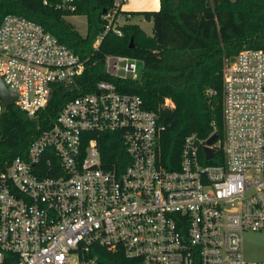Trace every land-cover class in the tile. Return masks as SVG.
Segmentation results:
<instances>
[{"label": "built area", "instance_id": "1", "mask_svg": "<svg viewBox=\"0 0 264 264\" xmlns=\"http://www.w3.org/2000/svg\"><path fill=\"white\" fill-rule=\"evenodd\" d=\"M78 1L41 3L66 16L79 14ZM124 15L114 0L92 46L107 30L120 35ZM138 61L108 52L103 68L135 79ZM83 68L84 59L40 23L0 15V78L29 116L53 83L70 86ZM221 85V136L213 120L204 136L186 133L172 167L160 150L163 125L138 94L100 78L66 100L24 155L0 170V264H108L101 251L138 264H252L241 236L264 232V51L242 47L226 57ZM163 105L173 103L164 97ZM106 132L123 144L116 164L101 158Z\"/></svg>", "mask_w": 264, "mask_h": 264}, {"label": "trees", "instance_id": "2", "mask_svg": "<svg viewBox=\"0 0 264 264\" xmlns=\"http://www.w3.org/2000/svg\"><path fill=\"white\" fill-rule=\"evenodd\" d=\"M113 2L79 0L75 12L83 14L86 22L85 32L80 34L61 11L41 0H0V15L13 12L40 23L84 59V68L74 83H53L46 103L35 115L29 116L14 102L0 103V170L13 156L24 155L29 141L51 125L66 100L91 89L100 78L138 94L142 105L157 113L163 125L160 150L168 167L176 165L186 133L195 131L204 136L213 120L221 136V67L226 57L242 47L264 51V0H158L157 9L137 11L151 21V33L137 23H122L120 35L107 30L95 48L92 42L105 22L101 14L111 9ZM108 52L138 59L139 76L123 79L106 73L103 55ZM164 97L173 106L163 105ZM100 153L106 163L116 164L125 157L121 140L110 132L102 134ZM100 253V259L108 264H138L137 259L119 252Z\"/></svg>", "mask_w": 264, "mask_h": 264}, {"label": "rangeland", "instance_id": "3", "mask_svg": "<svg viewBox=\"0 0 264 264\" xmlns=\"http://www.w3.org/2000/svg\"><path fill=\"white\" fill-rule=\"evenodd\" d=\"M64 18L80 34H84L86 22L83 14L66 15ZM143 28L149 32L151 29V21L149 20L147 23H144ZM136 65L139 70L141 68V62L138 61ZM241 238L244 259L252 264H264V232L245 230L242 232Z\"/></svg>", "mask_w": 264, "mask_h": 264}, {"label": "crops", "instance_id": "4", "mask_svg": "<svg viewBox=\"0 0 264 264\" xmlns=\"http://www.w3.org/2000/svg\"><path fill=\"white\" fill-rule=\"evenodd\" d=\"M159 7L158 0H119V9L126 12L124 15V23H137L146 33H151V29L148 32L143 28L144 23H147V19L137 11L153 10ZM133 18V19H131Z\"/></svg>", "mask_w": 264, "mask_h": 264}, {"label": "water", "instance_id": "5", "mask_svg": "<svg viewBox=\"0 0 264 264\" xmlns=\"http://www.w3.org/2000/svg\"><path fill=\"white\" fill-rule=\"evenodd\" d=\"M15 99V93L8 89L4 84L3 80L0 78V103L2 105L9 104ZM216 139V133L213 132L206 140L207 143H212ZM206 155H211V149L205 147Z\"/></svg>", "mask_w": 264, "mask_h": 264}]
</instances>
